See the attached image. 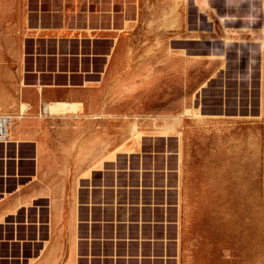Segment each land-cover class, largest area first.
Wrapping results in <instances>:
<instances>
[{
  "label": "rangeland",
  "instance_id": "rangeland-1",
  "mask_svg": "<svg viewBox=\"0 0 264 264\" xmlns=\"http://www.w3.org/2000/svg\"><path fill=\"white\" fill-rule=\"evenodd\" d=\"M37 72L117 83L96 118L121 147L52 233L48 214L0 226V264L67 263L76 232V264H264V0H0V114Z\"/></svg>",
  "mask_w": 264,
  "mask_h": 264
},
{
  "label": "crops",
  "instance_id": "crops-1",
  "mask_svg": "<svg viewBox=\"0 0 264 264\" xmlns=\"http://www.w3.org/2000/svg\"><path fill=\"white\" fill-rule=\"evenodd\" d=\"M34 75L35 84L22 88L20 83L19 90L29 113L19 117L17 105L11 114L10 141L0 144V226L13 223L21 214L22 218L25 214H48L50 234L60 227L65 214H78V202L66 197L68 188L74 192L81 181L100 172L106 155L119 146L114 120L112 126L107 122L105 127L106 120L96 118L108 111L110 91L115 92L117 83L111 89L103 83L50 85L44 84L38 72ZM53 101L77 104L79 109L71 114H44L43 106ZM29 148L32 153L28 154Z\"/></svg>",
  "mask_w": 264,
  "mask_h": 264
},
{
  "label": "bare ground",
  "instance_id": "bare-ground-1",
  "mask_svg": "<svg viewBox=\"0 0 264 264\" xmlns=\"http://www.w3.org/2000/svg\"><path fill=\"white\" fill-rule=\"evenodd\" d=\"M167 12V11H166ZM168 13L170 14V12L168 11ZM166 16H168V15H166ZM128 24V23H127ZM123 31V30H122ZM126 32V31H125ZM150 51V50H149ZM109 58V57H108ZM23 75H24V73H23ZM26 78V77H25ZM27 82V81H26ZM31 84V83H30ZM21 86H22V88H27V87H29L25 82H22V84H21ZM57 87V86H56ZM203 87V86H202ZM202 87H201V89H202ZM41 89V88H40ZM23 90V89H22ZM21 91V90H20ZM23 94V93H22ZM24 96V95H23ZM22 100V99H21ZM70 102V101H69ZM12 103V102H11ZM15 103V102H14ZM14 103H12L13 105H14ZM9 104V103H8ZM10 105V104H9ZM4 106V105H3ZM6 107L4 106V110H6L5 109ZM12 109V108H11ZM79 109V105H77V104H72V103H68V102H52V103H49V104H46V107H45V113H46V115L48 114V113H51L52 115L53 114H64V113H67V112H70V114H71V112H75L76 110H78ZM27 110H28V105L25 103V102H23V100L22 101H20V116L19 117H21V116H23V115H25V114H28V113H26L27 112ZM199 110L198 109H190V108H187L185 111H184V113H183V115H182V117L184 116L185 117V115H191V116H197V112H198ZM1 112V111H0ZM43 114V113H42ZM199 115V114H198ZM11 116H13V115H11ZM41 116V115H40ZM189 116H186V117H189ZM193 116V117H194ZM200 116V115H199ZM15 117V116H14ZM51 117V116H50ZM178 116H176L175 118H173L172 119V121H169V119H168V117H166V116H162V117H160V118H154V115L150 118H148V120L149 121H151L152 122V124L156 127V126H158V124H160L161 125V127H162V131H164V133H165V135H162V138H167V134L168 133H171L172 131H174L175 132V130L176 129H178L177 128V126H178V122L180 121L179 120V118H177ZM182 117H181V119H182ZM192 117V118H193ZM47 118V117H46ZM139 118V117H138ZM138 118L135 120V122H133L132 123V125H131V134L133 135V136H135V137H138V138H141L142 137V132L140 131V124H139V120H138ZM195 118V117H194ZM205 118V117H204ZM22 119V118H21ZM42 120V119H41ZM159 120H161V123L159 122ZM13 121V120H12ZM163 122V123H162ZM11 124H12V122L9 124H7V128H6V130H7V135L9 136V130H10V126H11ZM182 128V127H181ZM183 128H184V126H183ZM157 129V128H156ZM159 129V128H158ZM185 129V128H184ZM178 134V136L180 135L179 133H177ZM183 134V133H182ZM182 137V136H181ZM184 137V136H183ZM9 138H10V136H9ZM180 138V137H179ZM12 139V138H11ZM106 139H107V137H106ZM108 139H110V138H108ZM13 140V139H12ZM103 141V140H102ZM185 141V140H184ZM108 142V141H107ZM180 142H182V141H180ZM103 143V142H102ZM184 143V142H183ZM79 144V143H78ZM81 144V143H80ZM180 144H182V143H180ZM105 146V145H104ZM104 146H103V148H104ZM107 146H108V144H107ZM101 147V146H100ZM106 147V146H105ZM120 147H121V145H119V146H117V150L118 149H120ZM181 148V147H180ZM80 149V148H79ZM105 149V148H104ZM125 150V149H124ZM130 150V149H129ZM128 151V150H127ZM180 152V154H181V150L179 151ZM101 153V152H100ZM99 153V154H100ZM108 153V152H107ZM106 153V154H107ZM126 153H131V150L130 151H128V152H126ZM116 154V152L114 153V152H110V154L108 153V155L109 156H106V158H105V160H107V159H109L111 156H113V155H115ZM179 154V155H180ZM101 156V155H100ZM102 157V156H101ZM99 158V157H98ZM97 158V159H98ZM100 161H101V159H100ZM99 161V162H100ZM103 161H104V159H103ZM78 162V161H77ZM98 162V163H99ZM106 162V161H105ZM79 173V172H78ZM90 173V172H89ZM67 175V174H66ZM75 184V183H74ZM76 196V195H75ZM75 199H76V197H75ZM57 200V199H56ZM60 200V199H59ZM71 206H74V208L76 207L75 205H71ZM57 211V210H56ZM74 212V211H73ZM73 212H71V213H73ZM55 214H57V213H55ZM74 214V213H73ZM2 215V214H1ZM58 215V214H57ZM59 215H61V211H60V214ZM55 216V215H54ZM58 218H59V216H57ZM56 217V218H57ZM58 218L55 220V221H58ZM61 218V217H60ZM59 218V219H60ZM54 219V217H52V220ZM54 221V220H53ZM53 223H55V222H53ZM57 223V222H56ZM56 223L55 224H53V225H56ZM55 230V229H54ZM74 232H75V230H74ZM72 233V232H71ZM73 234V237H72V242H71V252H70V256H69V259L67 260V263H63V264H76V248H77V232L76 233H72ZM71 234V235H72ZM55 241V240H54ZM57 242V241H56ZM57 245V244H56ZM52 247V246H51ZM53 248V247H52ZM51 252V251H50ZM55 252V251H54ZM46 253V252H45ZM50 254V253H49ZM54 256H55V254H53ZM61 255V254H60ZM48 256V255H47ZM63 256V255H62ZM60 257V256H59ZM45 258V257H44ZM53 257H51V259H48V260H45L46 262L45 263H43V264H54V259H52ZM43 260V259H42Z\"/></svg>",
  "mask_w": 264,
  "mask_h": 264
},
{
  "label": "built area",
  "instance_id": "built-area-1",
  "mask_svg": "<svg viewBox=\"0 0 264 264\" xmlns=\"http://www.w3.org/2000/svg\"><path fill=\"white\" fill-rule=\"evenodd\" d=\"M46 104L43 106V112L45 113ZM13 117L11 115L0 114V144H7L10 141L9 136L7 135V124L11 123Z\"/></svg>",
  "mask_w": 264,
  "mask_h": 264
}]
</instances>
